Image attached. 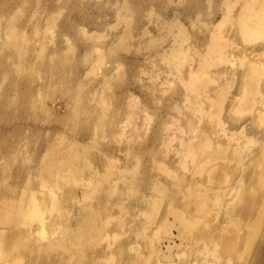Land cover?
Masks as SVG:
<instances>
[{
    "label": "rangeland",
    "instance_id": "374dc122",
    "mask_svg": "<svg viewBox=\"0 0 264 264\" xmlns=\"http://www.w3.org/2000/svg\"><path fill=\"white\" fill-rule=\"evenodd\" d=\"M0 5V53L27 49L0 56V227L23 234L0 260L235 264L211 229L261 238L264 20L242 22L264 0Z\"/></svg>",
    "mask_w": 264,
    "mask_h": 264
},
{
    "label": "bare ground",
    "instance_id": "6f19581e",
    "mask_svg": "<svg viewBox=\"0 0 264 264\" xmlns=\"http://www.w3.org/2000/svg\"><path fill=\"white\" fill-rule=\"evenodd\" d=\"M21 1L27 7L32 2V0H21ZM8 8H9L8 5H4V6L0 5V16H2V19L0 21V33H4L7 30L6 25H8V18H10L9 15H11ZM262 20H264V9L255 10L253 12L246 13L243 16L242 29L246 31L247 33L250 31L251 32L257 31L259 27L258 25L261 24ZM2 38H0V43L3 40ZM20 40H21L20 42L18 41L19 43L15 44L14 48L11 46H8L9 47L8 54H10L11 56L15 53L16 54L20 53L22 56L25 54L24 51L27 50L26 48H24L25 42L23 41L22 38H20ZM1 49L2 51L4 50L3 48ZM8 54L7 53L3 54V52H1L0 56L8 57ZM7 62L8 63L11 62L9 57H8ZM16 71H18V69H16ZM12 72H10L8 76H6L7 79L9 81L13 80L15 84L18 85L19 89L21 88V85H23V88H24L27 84L28 79H30L29 74H31V71L23 68L21 75H19L18 78H16V76L15 77L12 76L11 75ZM51 78L53 77L52 76L48 77L47 75L43 77L44 81H48V79H51ZM1 81L2 79L0 77V82ZM256 87H257V93H258V97H256L257 99H255V101H257L258 103V106L256 108L258 107L262 108L263 103H264V75L258 78L256 82ZM17 91H15L16 93L14 96L18 97V99L20 100V98L23 97L22 95L23 91L22 89H20L19 92ZM246 206L249 207V205H246ZM7 207H11V205H9L6 199L2 198L1 204H0V222L9 223L10 225H13L12 221L10 220V216L12 214L5 216V213L10 211L7 209ZM251 208L253 209V207ZM16 230L17 229H15V227H12L9 229L7 228L2 229L0 227V246L2 249L6 250L5 255H7L8 257H14L16 255V251L19 252L18 250H20L19 249L20 243L23 240L20 237V235H23V234L17 232ZM230 230L231 231L226 232L221 229L219 231H217L216 229H211L212 232L216 231L219 234L215 236V234L211 233L210 235L211 241L217 240V241H220L222 245L224 244L225 246L224 254L228 257L234 256L236 259L235 264H264V229L262 228V232H261L262 236L259 240H257L256 234L259 233V231L261 230L260 229L254 230V231L251 230V228L249 227V223H246V224L242 223L238 227V229L236 230L230 229ZM184 234H185V231H184ZM214 243L217 244L218 242H214ZM6 260H0V264H7ZM231 261L232 259L230 258L226 264H231ZM219 264L221 263L219 262Z\"/></svg>",
    "mask_w": 264,
    "mask_h": 264
}]
</instances>
